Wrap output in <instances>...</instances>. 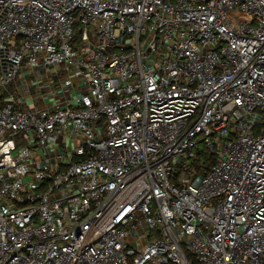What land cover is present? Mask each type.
<instances>
[{
    "label": "built area",
    "instance_id": "1",
    "mask_svg": "<svg viewBox=\"0 0 264 264\" xmlns=\"http://www.w3.org/2000/svg\"><path fill=\"white\" fill-rule=\"evenodd\" d=\"M0 264H264V0H0Z\"/></svg>",
    "mask_w": 264,
    "mask_h": 264
},
{
    "label": "crops",
    "instance_id": "2",
    "mask_svg": "<svg viewBox=\"0 0 264 264\" xmlns=\"http://www.w3.org/2000/svg\"><path fill=\"white\" fill-rule=\"evenodd\" d=\"M57 79L54 77L48 78L45 82H42L39 84L37 88L31 91L30 95L26 97L28 104L30 107H35V106H44V104L47 103V99L50 98L48 96V89H50L53 92L57 91L58 86L56 85ZM62 100L61 96L60 97H55L52 100V103L60 102ZM48 155L51 158H55L56 153L53 151V147H50L48 149ZM38 156V154H37Z\"/></svg>",
    "mask_w": 264,
    "mask_h": 264
},
{
    "label": "trees",
    "instance_id": "3",
    "mask_svg": "<svg viewBox=\"0 0 264 264\" xmlns=\"http://www.w3.org/2000/svg\"><path fill=\"white\" fill-rule=\"evenodd\" d=\"M199 156H202L204 159V165H205V169H207L212 161V158H209L206 153L201 149V151L199 152ZM204 169V170H205Z\"/></svg>",
    "mask_w": 264,
    "mask_h": 264
},
{
    "label": "rangeland",
    "instance_id": "4",
    "mask_svg": "<svg viewBox=\"0 0 264 264\" xmlns=\"http://www.w3.org/2000/svg\"><path fill=\"white\" fill-rule=\"evenodd\" d=\"M197 148H198V149H202V145H198Z\"/></svg>",
    "mask_w": 264,
    "mask_h": 264
}]
</instances>
